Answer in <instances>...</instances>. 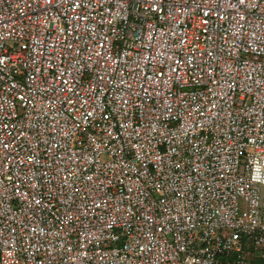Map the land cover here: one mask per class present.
I'll return each instance as SVG.
<instances>
[{
	"label": "built area",
	"instance_id": "obj_1",
	"mask_svg": "<svg viewBox=\"0 0 264 264\" xmlns=\"http://www.w3.org/2000/svg\"><path fill=\"white\" fill-rule=\"evenodd\" d=\"M264 0H0V264H264Z\"/></svg>",
	"mask_w": 264,
	"mask_h": 264
},
{
	"label": "rangeland",
	"instance_id": "obj_2",
	"mask_svg": "<svg viewBox=\"0 0 264 264\" xmlns=\"http://www.w3.org/2000/svg\"><path fill=\"white\" fill-rule=\"evenodd\" d=\"M262 197H264V194H262ZM263 210H264V208H263Z\"/></svg>",
	"mask_w": 264,
	"mask_h": 264
}]
</instances>
